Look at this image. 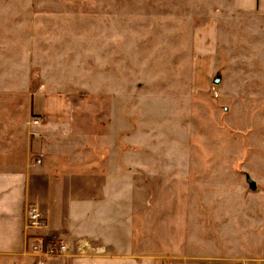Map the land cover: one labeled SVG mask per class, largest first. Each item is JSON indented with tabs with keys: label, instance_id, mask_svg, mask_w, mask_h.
<instances>
[{
	"label": "rangeland",
	"instance_id": "rangeland-1",
	"mask_svg": "<svg viewBox=\"0 0 264 264\" xmlns=\"http://www.w3.org/2000/svg\"><path fill=\"white\" fill-rule=\"evenodd\" d=\"M45 1L0 0L9 146L47 111L91 138L124 119L118 147L130 142L136 184L152 195V238L174 254L193 241L184 250L200 264H264V18L230 12L231 0Z\"/></svg>",
	"mask_w": 264,
	"mask_h": 264
},
{
	"label": "crops",
	"instance_id": "crops-1",
	"mask_svg": "<svg viewBox=\"0 0 264 264\" xmlns=\"http://www.w3.org/2000/svg\"><path fill=\"white\" fill-rule=\"evenodd\" d=\"M1 1L36 9L54 4ZM229 8L249 22L264 18V0H231ZM254 75L264 80V72ZM249 77L246 73L241 84L248 86ZM116 123L106 135L91 138L77 130L72 117L47 111L40 130L31 132L38 136L28 132L19 151L9 146L12 135L0 128L1 262L35 264L26 252L24 234L25 207L35 205L44 217L38 234L67 246L65 255L43 264H200L195 253L184 250L193 241H182L179 254H174L165 241L152 238V195L136 184L130 142L118 147L131 125L124 119ZM28 124L33 126L31 120Z\"/></svg>",
	"mask_w": 264,
	"mask_h": 264
},
{
	"label": "built area",
	"instance_id": "built-area-1",
	"mask_svg": "<svg viewBox=\"0 0 264 264\" xmlns=\"http://www.w3.org/2000/svg\"><path fill=\"white\" fill-rule=\"evenodd\" d=\"M40 117H35L31 124L38 127L42 123ZM34 137L38 136L33 134ZM39 162V161H38ZM44 226V217L35 205L25 207L24 234L26 240V252L35 259V264H43L44 260L67 253V246L55 239H45L38 234Z\"/></svg>",
	"mask_w": 264,
	"mask_h": 264
},
{
	"label": "water",
	"instance_id": "water-1",
	"mask_svg": "<svg viewBox=\"0 0 264 264\" xmlns=\"http://www.w3.org/2000/svg\"><path fill=\"white\" fill-rule=\"evenodd\" d=\"M214 83H217V80H215ZM245 179H246V183L248 184L249 188L251 190H255L256 189L255 183L252 180H250L248 176H246Z\"/></svg>",
	"mask_w": 264,
	"mask_h": 264
}]
</instances>
